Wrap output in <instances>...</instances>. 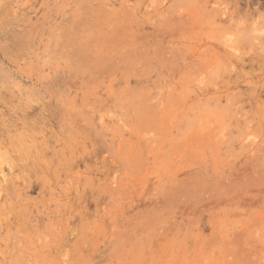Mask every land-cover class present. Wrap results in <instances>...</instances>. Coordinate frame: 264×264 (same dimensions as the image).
<instances>
[{
	"label": "rangeland",
	"instance_id": "rangeland-1",
	"mask_svg": "<svg viewBox=\"0 0 264 264\" xmlns=\"http://www.w3.org/2000/svg\"><path fill=\"white\" fill-rule=\"evenodd\" d=\"M247 13L0 0V264H264V11Z\"/></svg>",
	"mask_w": 264,
	"mask_h": 264
},
{
	"label": "flooded vegetation",
	"instance_id": "flooded-vegetation-1",
	"mask_svg": "<svg viewBox=\"0 0 264 264\" xmlns=\"http://www.w3.org/2000/svg\"><path fill=\"white\" fill-rule=\"evenodd\" d=\"M222 1H226L228 3H232V4H239V5H243L244 8L246 9L247 12V16L249 18H252L255 16L256 11H264V0H222ZM262 62L259 61L255 62L254 64L256 65V67L260 66V65H264V57H262ZM248 64H252V62L248 63ZM264 95V93L262 94Z\"/></svg>",
	"mask_w": 264,
	"mask_h": 264
}]
</instances>
